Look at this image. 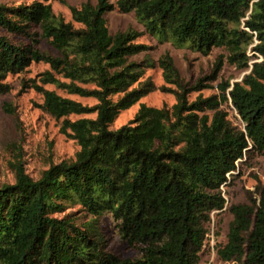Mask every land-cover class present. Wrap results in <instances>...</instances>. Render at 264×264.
I'll use <instances>...</instances> for the list:
<instances>
[{"label":"trees","instance_id":"1","mask_svg":"<svg viewBox=\"0 0 264 264\" xmlns=\"http://www.w3.org/2000/svg\"><path fill=\"white\" fill-rule=\"evenodd\" d=\"M48 1L0 5V94L7 90L8 74L43 61L70 81L59 84L48 75L49 82L95 98L97 104L87 107L43 91V108L63 118L62 130L79 151L72 162L51 165L36 180L18 163L14 183L0 186V264H198L210 213L225 205L220 187L227 175L237 171L238 161L264 155V0H117L118 11L133 12L159 43L203 56L223 48L229 64L245 68V47L254 40L251 50L262 61L253 63L241 82L221 86L220 97L189 103V93L215 80L222 57L207 76L187 87L164 54L157 63L164 82L175 87L176 103L170 110L141 106L114 131L109 126L117 115L153 90L149 82L131 89L143 66L128 58L146 47L133 43L139 35L130 30L109 34L104 15L114 6L108 0L70 8L79 29L55 17ZM32 27L40 29L58 57L36 49ZM5 34L24 38L28 45ZM117 94L122 96L113 102ZM227 101L243 130L220 109ZM87 113H95V119H67ZM71 205H78L86 218L56 217ZM229 211L233 220L227 242L216 250L219 260L264 264V184L257 202ZM103 215L112 218L120 239L139 257L122 259L107 251L98 224Z\"/></svg>","mask_w":264,"mask_h":264},{"label":"rangeland","instance_id":"2","mask_svg":"<svg viewBox=\"0 0 264 264\" xmlns=\"http://www.w3.org/2000/svg\"><path fill=\"white\" fill-rule=\"evenodd\" d=\"M114 6L104 17L108 32L111 36L125 31H132L139 36L134 44L143 45L146 49L128 58V62L141 64L143 74L131 89L138 87L140 83L149 82L153 90L142 97L129 109L121 111L110 124L109 130L114 131L127 125L138 112L141 106L155 109L166 108L168 110L176 103L175 87L168 85L162 78V71L158 66V59L168 54L177 68L182 82L187 87H193L199 78L207 76L213 69L216 60L222 57V67L213 81H205L204 88L197 92H191L187 101L192 103L197 97H220L221 86L229 83L241 82L242 78L250 72L253 63H259L262 58L254 55L252 47L256 41L245 47V55L248 58L245 68H238L227 62L228 52L223 48H214L207 56H203L190 49L176 48L169 42L159 43L145 32L144 27L137 22L134 13H121L116 7L117 0H108ZM34 0H0V5L18 7L29 5ZM96 4V0H49L52 14L60 18L64 23H69L74 29L82 28L71 18L70 8H80L83 4ZM1 33V32H0ZM30 33L35 34L37 40L36 49L49 57H58L55 48L49 40L41 36L37 27H32ZM5 36L12 42L28 45V41L21 37L8 34ZM67 85L70 81L63 74L56 72L43 61H32L23 71L8 74L3 83L7 90L0 94V186L14 183V166L21 163L25 173L33 180L40 177L43 171L51 165L61 162H72L79 146L62 130L63 118L56 119L43 108V91H51L57 96L80 103L83 106L93 107L97 100L92 97H81L71 94L59 84L49 82V76ZM76 86L84 89H93V85H85L75 82ZM122 94L111 97L115 102ZM220 109L226 112L231 125L243 130V123L233 109L231 103H223ZM209 113V112H207ZM95 113L82 115H70L67 119H95ZM68 133V131H67ZM237 171L227 175V182L220 187L221 196L225 205L220 211L210 213V220L205 224L206 234L204 245L199 255L198 264H222L216 255L218 247L227 242L229 225L233 216L229 208L237 205H252L257 202L258 189L264 184V155H251L236 163ZM78 205L67 206L63 212L56 215L61 218L74 215L77 219L84 220V212ZM98 224L106 240L107 251L122 259L139 257L136 250H132L120 239L116 223L109 215H103L98 219Z\"/></svg>","mask_w":264,"mask_h":264}]
</instances>
